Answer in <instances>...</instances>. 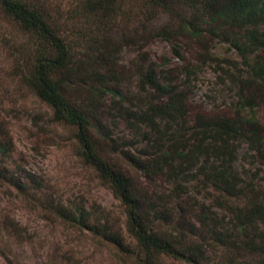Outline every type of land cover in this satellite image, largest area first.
I'll return each instance as SVG.
<instances>
[{"label":"trees","instance_id":"1","mask_svg":"<svg viewBox=\"0 0 264 264\" xmlns=\"http://www.w3.org/2000/svg\"><path fill=\"white\" fill-rule=\"evenodd\" d=\"M136 2L153 14L149 42L171 44L184 65L177 72L165 58L157 65L148 56L139 57L144 70L138 87L157 98L143 111L121 112L125 130L138 143L135 147L152 151L146 162L127 154L126 162L133 170L104 156L88 119L65 97L76 73L69 45L59 33L67 20L52 11V1L0 0V17L15 24L22 35L16 55L22 54L24 79L35 98L51 109L54 121L75 129L80 158L124 208L125 232L133 243H117L119 251L130 254L135 264L264 260V188L258 182L245 183L237 172L241 146L264 165V124L252 113L264 95V33L257 30L264 25V0H83V13L76 21L99 14L114 19L124 4ZM161 17L165 23L154 24ZM209 36L228 42L247 68L239 82V108L233 113L203 110L194 114L179 84L181 76L189 79L193 63L205 55ZM186 41L191 46L185 47ZM159 73L165 75L163 84L157 80ZM151 173L165 180L164 189L149 193L135 182ZM199 187L209 188L210 199L208 205L196 208L191 194L199 193ZM14 188L22 194L25 187L14 182ZM226 209L231 219L222 221L218 215Z\"/></svg>","mask_w":264,"mask_h":264},{"label":"rangeland","instance_id":"2","mask_svg":"<svg viewBox=\"0 0 264 264\" xmlns=\"http://www.w3.org/2000/svg\"><path fill=\"white\" fill-rule=\"evenodd\" d=\"M51 1L52 11L67 20L59 33L69 45L76 73L65 97L88 119L104 156L133 170L126 155L146 162L152 151L135 147L138 143L125 130L121 112L143 111L157 98L138 87L144 70L140 58L148 56L157 65L165 58L177 72L184 62L174 55L171 44L149 42L153 14L140 3L124 4L114 19L99 14L76 21L83 13V0ZM164 23L161 17L154 24ZM257 30L264 33V25ZM22 41L17 26L0 17V264H135L130 254L116 247L133 243L125 232L124 208L80 158L75 129L54 121L51 109L35 98L24 79L22 54L16 55ZM205 42V55L193 63L189 79L181 76L179 84L194 114L233 113L239 108V82L247 68L228 42L211 36ZM182 54L188 58L183 50ZM164 77L159 73L158 82L163 84ZM254 108L255 118L264 124V95ZM250 155L241 146L237 172L245 183L258 182L264 188V165ZM14 182L25 187L22 194ZM135 182L149 193L166 187L165 180L153 173ZM198 192L191 194L196 199L193 205H208L209 188L199 187ZM218 218L229 221L231 216L226 209ZM214 258L211 252L210 261Z\"/></svg>","mask_w":264,"mask_h":264}]
</instances>
